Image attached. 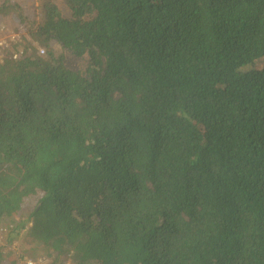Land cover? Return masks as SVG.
<instances>
[{
	"label": "trees",
	"instance_id": "trees-1",
	"mask_svg": "<svg viewBox=\"0 0 264 264\" xmlns=\"http://www.w3.org/2000/svg\"><path fill=\"white\" fill-rule=\"evenodd\" d=\"M57 1L30 33L48 54L0 60L7 243L28 230L78 264H264V0H63L71 17Z\"/></svg>",
	"mask_w": 264,
	"mask_h": 264
},
{
	"label": "rangeland",
	"instance_id": "rangeland-1",
	"mask_svg": "<svg viewBox=\"0 0 264 264\" xmlns=\"http://www.w3.org/2000/svg\"><path fill=\"white\" fill-rule=\"evenodd\" d=\"M6 0H0V5ZM21 6L22 12L27 19L20 24L15 13H0V34L7 40L8 46L0 49V60L13 53H20L27 47V52L32 53L37 50L42 55H47L49 49L43 44L41 39L31 36V32L37 29L38 24L43 19L42 5L45 0H11ZM58 6L65 17H71L72 10L63 0L57 1ZM14 36V37H13ZM52 52L56 56L62 55L66 65L73 69L83 71L89 63V56H77L71 50L65 48L61 43L53 40L50 42ZM42 50L45 52L43 53ZM26 52V51H25ZM39 195L29 196L24 200L23 207L17 216V219H23L37 205ZM6 232L0 229V245L5 253L10 250L20 258V264H27L28 261H34V264H78L72 253L58 252L53 248L46 247L45 244L36 240L23 230L17 240L11 244L7 243ZM89 264H97L95 262Z\"/></svg>",
	"mask_w": 264,
	"mask_h": 264
},
{
	"label": "built area",
	"instance_id": "built-area-1",
	"mask_svg": "<svg viewBox=\"0 0 264 264\" xmlns=\"http://www.w3.org/2000/svg\"><path fill=\"white\" fill-rule=\"evenodd\" d=\"M14 37V36H13ZM8 46L7 40L4 38L3 35L0 34V49H4ZM42 52L44 53L45 51L42 50ZM27 264H34V261L30 260L27 262Z\"/></svg>",
	"mask_w": 264,
	"mask_h": 264
}]
</instances>
